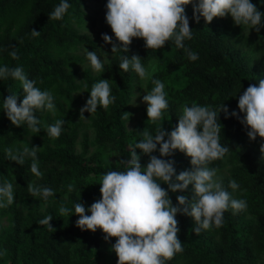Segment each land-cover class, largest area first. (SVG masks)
<instances>
[{"label": "trees", "instance_id": "trees-1", "mask_svg": "<svg viewBox=\"0 0 264 264\" xmlns=\"http://www.w3.org/2000/svg\"><path fill=\"white\" fill-rule=\"evenodd\" d=\"M60 2L0 0V66L22 67L27 77L36 81L38 88L52 93L56 105L55 115L46 110L36 112L42 121L40 133L30 132L26 125L17 128L3 111V102L10 94L17 95L18 103L22 102V86L11 78L0 80V183L11 182L15 197L12 205L0 209V219L8 223L0 234V253H5L0 255V264L6 260L10 264H99V259L104 256V245L112 248L116 240L106 242L100 229L93 233L77 228L79 217L74 215V204L80 201L87 209L101 196L99 183L102 176L111 170H124L120 162L130 160V150L142 139L140 132L145 127L153 135L157 127L170 132L178 126L182 106L193 103L217 111L222 124L220 143L231 151L209 166L229 171L230 177L222 181L223 186L233 198L237 194L238 199H245L248 207L235 215L229 209L224 213L220 228L202 230L198 236L192 231L194 219L178 214V238L183 252L177 253L166 264H264V158L260 153L264 140L257 137L253 142L249 139L247 130L240 123L244 114L238 108V95L250 84L258 85L259 80L264 79L261 74L264 70V27L257 32L236 26L230 15L215 18L211 24L201 17L197 24L190 4L186 6V15L193 33L192 39H186L184 44L198 54V60L190 61L184 50L177 48L171 40L160 50H149L142 39L134 38L146 68L150 61H160V71L154 79L167 85L165 93L169 107L163 110L162 119L155 124L145 116L133 132H128L122 116L132 95L134 75L131 69L124 72L119 68L121 57L127 53H115L108 71L112 81L111 95L116 99L107 109L98 107L94 127L98 133L97 143L111 145L118 158L110 165L99 153L92 165L75 152L81 123H74L78 115L72 112L75 103L72 94L78 90L73 69L80 58L75 53L84 44L93 50L96 46L83 34L89 20L82 9L83 0H68L71 7L63 19H49L48 15ZM251 2L264 14V0ZM33 30L41 35L32 37ZM110 32L108 25L102 35ZM14 48L18 60L9 55ZM128 55L130 58V52ZM85 77L89 99L92 86L104 79V75L94 78L86 72ZM224 104L229 110L228 118L224 112L219 114ZM232 112L238 113L239 118L231 116ZM57 119L65 120L61 135L49 139L43 125L53 124ZM10 146L21 150L23 147L41 148L37 159L42 177L37 178L31 173V158H26L22 166L7 159L4 149ZM136 151L141 157V166L146 167L149 157L139 149ZM153 155L159 156V151ZM166 159L175 161L177 174L191 169L190 158L178 150ZM231 180L239 184L238 190L228 187ZM32 182L54 191L47 204L28 192V183ZM69 185L74 186L71 192ZM161 186L168 190L167 185ZM179 195L191 200V186L185 192L169 191L173 205L177 204ZM62 204L72 209L70 215H59ZM42 207H46L45 214L39 212ZM49 215L53 217L50 222L53 231L38 224ZM247 215L252 216V220L246 219ZM111 262L118 264V257L114 256Z\"/></svg>", "mask_w": 264, "mask_h": 264}, {"label": "clouds", "instance_id": "clouds-1", "mask_svg": "<svg viewBox=\"0 0 264 264\" xmlns=\"http://www.w3.org/2000/svg\"><path fill=\"white\" fill-rule=\"evenodd\" d=\"M193 6V19L197 24L201 17L207 24L215 18L231 16L236 26L260 31L264 27L262 14L251 0H107L106 23L110 26L116 40L103 34L102 39L110 44L111 52H124L119 68L124 72L134 71L141 81L151 79L154 87L143 96L147 105L148 121L156 123L162 119L163 110L169 107L166 99L165 85L159 79H152L149 69L154 71V62L148 67L142 63L138 55L129 58L130 45L133 39H142L149 50H160L171 40L174 45L183 49L190 61L199 59L197 53L185 47L184 41L192 39L186 6ZM71 5L68 0L61 2L48 15L50 20H62ZM32 37L41 34L31 31ZM86 59L94 72L104 70V62L96 51L85 50ZM107 56V53H104ZM9 55L18 60L14 48ZM108 57V56H107ZM11 78L19 81L22 86L23 99L18 103V96L10 94L3 102V111L12 125L21 128L26 125L32 133L41 132L42 121L37 117V111L56 113L54 97L48 90H41L36 81L30 80L22 67L9 68L0 66V80ZM110 81L100 80L90 91V98L80 109V120H86L84 113H96L98 107L107 109L115 102L111 95ZM87 87V85H85ZM238 108L244 114L240 123L247 130L251 141L257 137L264 140V79L258 85L250 84L242 94L238 95ZM229 110L225 104L219 114ZM231 116L239 118L232 112ZM130 114L124 113L123 120H128ZM65 120L57 119L53 124H44V130L49 139H57L62 132ZM221 123L217 111L210 106H182L178 118V126L168 132L163 127H157L155 135L145 129L140 132L142 139L130 150V160L121 161L123 171L106 172L99 183L101 199L96 200L86 209L80 201L74 204V215L79 217L76 227L82 231L95 233L97 229L105 234L104 239L110 242L118 257V264H166L177 253L183 252V246L178 238L177 215L191 217L195 221L193 232L198 236L202 230L212 227L220 228L224 213L229 209L233 214L246 211L248 205L245 199L233 198L223 186L218 177L219 168L209 165L222 160L231 150L220 143ZM159 146V147H158ZM41 148L10 146L4 149L7 159L18 165H24L26 158H31V173L42 177L39 170L37 153ZM137 149L149 157L146 167L141 166V157ZM159 151V156L153 153ZM190 158L191 169L176 173L172 157L176 151ZM260 153L264 158V143L260 145ZM161 185H167V189ZM191 186V200L188 196H177V204L169 196L172 193L185 192ZM73 185L68 191H73ZM228 187L233 191L239 189L235 180L229 181ZM28 192L33 197L42 198L47 204L54 191L49 187L38 186L35 182L28 183ZM66 199V197H65ZM13 184L8 180L0 183V209L8 208L14 203ZM72 213V209L64 206L59 208V215L64 217ZM87 213H90L87 214ZM51 215L38 221L40 226H46L53 231L50 222ZM5 253H0V255Z\"/></svg>", "mask_w": 264, "mask_h": 264}, {"label": "rangeland", "instance_id": "rangeland-1", "mask_svg": "<svg viewBox=\"0 0 264 264\" xmlns=\"http://www.w3.org/2000/svg\"><path fill=\"white\" fill-rule=\"evenodd\" d=\"M106 4L107 0H83L82 9L86 17L89 19L87 20V27L83 31V34L88 37L90 43L96 46V49L93 50L86 44L80 46L78 51L75 53L76 57L80 58V61L78 64H76L73 69L74 73L76 74L75 84L77 85L78 90L74 91L72 94L73 100L75 101L72 106V112L78 115L74 123H81L79 137L76 141L75 152L76 155L82 156L84 160H86L89 164L92 165H95V159L99 153H102L103 157L106 158V163L110 165L115 164L116 159L118 158V155L114 153L111 145L105 143H97L98 133L97 129L94 127V121L96 120L95 113L91 114L86 112L84 113V117L86 120H80V109L86 104V101L88 100V94L85 87V85H87L85 73L89 72L94 78L104 75V80L110 81V86L112 85V81L109 78L108 69L110 63L113 61L114 54L111 52L112 46L110 44H107L101 38L102 31L108 26L105 18L107 11ZM108 35L112 37L113 41L116 40L113 32H110ZM143 44H145V42ZM136 45L137 42H134L133 39V42L130 45L129 52L131 56L138 55L141 58V50ZM86 49L88 51H96L97 55L100 56L101 60L104 62L103 71H93L90 62L86 59ZM104 53H107L108 57L105 56ZM250 53L251 55H253L251 51ZM152 62H154V71L152 69H149V71L152 74V79H154L160 71V61L154 60ZM132 74L134 75V78L132 80L133 90L126 111V113L130 114V117L128 120H124L128 132L135 131L139 123L144 119L145 116H147V105L143 102V96L146 95L147 92H150L151 89L154 87L151 82V79L141 81L139 76L134 71H132ZM261 74L264 75V70ZM164 85L166 91L167 85L165 83ZM65 105L66 107L68 106L67 103H65ZM28 141L34 144L33 140L28 139ZM218 177L223 181L225 178L230 177V173L228 170H221L218 173ZM236 195L237 194L234 195V198L238 199ZM61 198L65 197L61 196ZM98 199H101V196H99L96 200ZM34 203L36 204V202ZM32 206L35 205L33 204ZM39 212L41 214H45L46 207L40 208ZM251 217L252 216L247 215L246 219L250 221L252 220ZM7 225L8 223L5 220L0 219V234L2 232V228L7 227ZM216 239H218V237ZM102 251L104 252V256L99 259V264H113L111 261L112 258L116 256V254L111 251V247L104 245ZM3 264H10V262L6 260Z\"/></svg>", "mask_w": 264, "mask_h": 264}]
</instances>
